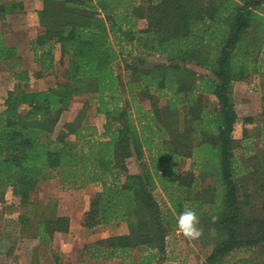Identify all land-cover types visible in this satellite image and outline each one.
I'll return each mask as SVG.
<instances>
[{"label":"trees","instance_id":"obj_1","mask_svg":"<svg viewBox=\"0 0 264 264\" xmlns=\"http://www.w3.org/2000/svg\"><path fill=\"white\" fill-rule=\"evenodd\" d=\"M33 1L43 3L31 43L40 65L34 78L55 72L58 52L66 82L29 90L32 76L17 70L18 50L0 32V64L16 80L0 112V202L11 191L30 204L38 185L53 177L78 188L96 184L101 189L83 227L125 223L129 232L97 242L94 258L165 261L167 237L179 229L180 213L192 208L208 249L201 264H264V150L242 159L238 150L251 149L246 130L242 139L234 137L235 83L255 76L264 83V0ZM23 10L22 1H0V21ZM124 45L132 49L128 57L138 51L133 60L124 58ZM152 54L162 61L151 62ZM119 60L127 83L116 70ZM86 94L92 96L85 106L95 100L105 117L103 132L81 111L55 135L73 100ZM139 96L166 103L147 110ZM187 159L194 161L189 170L181 166ZM70 229L67 216L45 217L38 239L49 245Z\"/></svg>","mask_w":264,"mask_h":264},{"label":"rangeland","instance_id":"obj_2","mask_svg":"<svg viewBox=\"0 0 264 264\" xmlns=\"http://www.w3.org/2000/svg\"><path fill=\"white\" fill-rule=\"evenodd\" d=\"M3 3L13 1H22L24 10L16 13L14 23L0 21L2 31L8 32L10 36L17 33L22 37L23 51L20 57V67L17 70H28L32 76L29 84V90H45L55 86L58 83H65V67L59 64V53H56L57 66L55 72L45 73L44 78L37 80L34 74L40 71V65L34 60L31 52V43L35 39L39 27L38 12L43 9V3L33 0H0ZM28 5V10L25 3ZM140 2V0H138ZM27 10V11H26ZM147 22L140 21L139 27L145 28ZM10 27V28H9ZM1 28V27H0ZM6 28V29H5ZM131 47L124 45V58L133 60L138 53L133 50V57H128ZM151 62L160 63L161 57L150 55ZM25 62V63H24ZM194 69L201 75L208 72L200 67ZM116 70L121 74L124 83H127L124 72V64L121 60L116 65ZM16 80L13 74L4 71L0 64V112L4 109L2 103L10 90H13ZM91 94L77 97L71 103L69 109L62 115L56 133L57 135L64 126L74 121L79 112L84 111L89 118V123L98 128V132H103L105 117L96 112L97 103L95 100L85 106ZM125 98L130 100L127 94ZM211 102H215L213 96L208 97ZM141 105L152 110L154 107H164L165 98L138 97ZM264 83L262 79L255 76L250 83L236 82L234 85L235 108L240 121L236 125L234 137L242 139L246 130L247 139L245 143L251 145V149L244 153V148H240L238 153L241 158L256 154L264 150V141L260 137L262 122L264 121ZM132 104V103H131ZM133 110V107L131 108ZM254 117L253 124H244V119ZM194 161L187 159L181 164L182 168L189 170L193 167ZM130 173L139 172V163L135 158L128 162ZM198 174L197 172L195 173ZM101 189L100 185H88L85 188L73 187L63 184L60 178L53 177L41 182L37 189L31 194L30 204H21L20 200L12 196L11 191L5 196V201L0 202V231L3 237L4 252H0V264H127L126 256H120L114 259H108L105 255L102 259L94 258L97 242L115 235L127 234L128 227L125 223L111 224L109 226L99 227L93 231L83 227L85 213L89 209L92 196ZM159 203L166 208L168 201L164 193L159 188L156 191ZM165 205V206H164ZM66 215L71 220V229L68 234L57 233L49 245L38 239V224L45 217ZM23 220V221H22ZM27 223V227L25 224ZM167 258L165 261L155 264H201L205 259L207 248L199 238L192 239L184 236L180 229L172 232L167 237ZM7 252V253H6ZM141 252H134L133 256L139 258ZM250 256V255H249ZM241 257V256H239Z\"/></svg>","mask_w":264,"mask_h":264},{"label":"clouds","instance_id":"obj_3","mask_svg":"<svg viewBox=\"0 0 264 264\" xmlns=\"http://www.w3.org/2000/svg\"><path fill=\"white\" fill-rule=\"evenodd\" d=\"M198 222L199 217L196 211L189 208L180 213L179 219L177 220V227L184 236L196 239L201 235V230L197 227Z\"/></svg>","mask_w":264,"mask_h":264},{"label":"crops","instance_id":"obj_4","mask_svg":"<svg viewBox=\"0 0 264 264\" xmlns=\"http://www.w3.org/2000/svg\"><path fill=\"white\" fill-rule=\"evenodd\" d=\"M28 1H30V0H28ZM27 3H29V2H26L25 3V7H26V9L28 10V5H27ZM26 10V11H27ZM14 16H15V14H13V15H9L7 18H6V23H8V25H11V23H14V20H13V18H14ZM2 24H0V32L1 33H3L4 34V37H5V39H6V42H7V44L9 45V46H13V47H16L17 48V50H18V55H19V57H21V53H22V51H23V48H24V45H23V40H22V37H18V35H17V33H15L14 34V36H10V34H8V32H5V31H2V27H4V25L3 26H1ZM11 27H12V25H11ZM10 28V27H9ZM6 29V28H5ZM25 63V62H24ZM46 90V89H45ZM34 91H42V90H34ZM63 216H66V215H63Z\"/></svg>","mask_w":264,"mask_h":264}]
</instances>
